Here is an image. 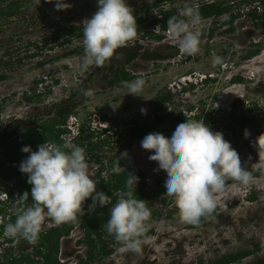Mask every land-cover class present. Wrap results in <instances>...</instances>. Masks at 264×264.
<instances>
[{
    "label": "flooded vegetation",
    "instance_id": "flooded-vegetation-1",
    "mask_svg": "<svg viewBox=\"0 0 264 264\" xmlns=\"http://www.w3.org/2000/svg\"><path fill=\"white\" fill-rule=\"evenodd\" d=\"M158 5L160 4H155V6L149 4L150 9L151 7H158L159 9L154 16L153 13L152 16H148L142 10L134 11L137 19H143L142 26H147L153 20L161 18L164 11L174 10L178 15L185 17L172 3L169 7L162 5L159 7ZM207 5H220L223 8H229V10L220 16L213 14L210 17L200 19V23L196 26L195 30L200 32V44H204L205 47L202 49L203 54L199 61H196L194 54H181L176 40L170 37L167 29L164 30L159 25H152L137 33L142 40L155 41L157 47L151 52L142 45H137L136 48L132 49L125 47L118 50L117 56L122 59L124 66L134 64L138 59L153 62V64L162 63L168 65V68L179 64H192L195 66H198L199 63L201 64L200 67H190L180 77L179 82L174 81L166 90L155 94L150 99L149 108L142 106L141 108L147 109V115L141 114L140 108L137 113L126 118L112 117L106 112L109 106H105L106 104H104L105 107L102 109L104 111L103 114L92 113L81 117V114L76 112L77 105L70 103V100L79 94L73 93L62 103L53 104V109L50 110V112L54 111L52 115L44 112L36 116L35 121L30 127L20 130L11 123L6 126L5 132L1 137L3 140V150L7 149L5 154L9 162L4 165L0 164V166L6 172L11 171L13 173L10 177H4L5 174L3 176L0 174V181L4 182L0 183V264L157 263L154 257V252L156 251L154 248H151L152 245L149 248L147 244H143L139 254L131 251L121 253L117 251L120 245L103 229V225L109 218V209L115 204L121 190L124 189V182L129 173H133L139 177L135 195L137 199L145 200L146 205L151 210V216L148 221L160 218V213L154 206L156 200H159V206L161 207H167L169 204L172 205L171 203H174L173 197L163 194L165 173L158 169L157 162L149 160L148 157L151 152L141 148V140L150 133H161L165 137H171L177 122L180 120H203L210 127L211 131L223 133L224 139L229 141L231 146L237 148L240 142V130L233 124L236 123L235 119L243 115L241 114L242 109L245 110L246 105L249 103L246 96L254 94L255 86L261 83V81L256 82L253 74L251 76H249L250 73L245 75L239 68L241 67V61L250 62L253 57L259 54L260 50H255V46L261 47L262 42L255 40L254 44H250V42L245 40V37L248 36L247 34L254 35L257 31L264 32L263 26L256 25L259 23L258 16L264 13V3L260 0H204L194 4L189 3L187 7L198 9ZM252 13H255L256 17H252ZM232 16H235V19L232 23H228L227 20ZM244 18H248L252 22V32H246L244 39L240 41L236 36H233L232 39L228 40L229 42L221 45V48L217 51L218 54L212 55L214 51L209 50L206 45L214 41L212 37L214 36L215 29L223 28L224 33L234 35L236 21H241ZM185 19L187 20V17ZM208 20H213L211 28H208L205 24ZM146 31L162 38L160 40L152 38L148 34H145ZM62 42L63 39L59 41V43ZM57 46L59 45L57 44ZM163 46L171 49L172 52H167L165 48L163 49ZM240 46L245 49L242 57L239 56V49H237ZM78 50H81V53L75 52ZM126 53L137 54V57L130 63H127L125 60ZM80 54H83V48H77L72 52L65 53L60 58ZM214 57L222 58V62L214 65ZM123 70L129 73L130 76H133L130 81L137 78L144 79L154 76L152 72L133 74L125 70V68L118 67L108 77L107 87L109 91L124 87L123 85H118L116 82V76L121 74ZM119 81H123L121 76L119 77ZM55 83L58 82L56 81ZM236 86H242L245 93L224 100L222 97L225 93H231L232 89ZM81 88L82 86H79L78 90ZM198 90H202L206 94L205 97L197 99L194 102L193 97L196 96L194 92L196 93ZM146 94L147 92L143 91L142 95ZM175 96L182 97L181 104H175ZM60 108L69 109V112L60 114ZM41 115L44 116V120H50H43L42 125L36 126V124L38 125L37 120ZM246 121L249 125L250 118L248 116L246 117ZM18 123L20 124L21 122ZM9 126L10 128L7 129ZM227 126H230L229 131L226 128ZM32 130H36V137L43 136V143L47 141L50 145H63L68 142L81 146L85 150L89 163V172L94 176L92 178L97 181V191H102L108 195L110 201L108 206L103 208L97 207L94 211L88 212L87 209L91 203L89 199L84 204L86 214L82 218H79L75 224L66 223L57 225L47 217L45 210V219L42 223L40 238L35 244H30L21 238H11L3 235V226L7 223H13L16 219L17 198L24 192H28L29 196L31 193V185L27 183V175L19 171L20 162L27 158L26 153L15 158H11L9 153L16 148V145L27 143L29 139L27 133ZM58 131H60V134L58 139H55L54 134ZM19 133L23 134V137L17 138L11 147H7V142H5L7 138L5 137L12 138L15 134L18 136ZM39 141L32 148L33 151L37 150ZM125 152L128 154L127 158L121 160V166L124 169L122 168L119 174L113 173V162L118 159L120 153ZM2 169L0 172L3 171ZM26 204L29 206L32 204L30 197ZM168 217H171V212L168 214ZM155 233L153 228H147L145 235L148 237ZM166 236L169 237L170 235ZM183 248V250L176 249V252L180 256L176 261L172 259L169 264L191 263H183L180 259L187 252L185 246ZM248 251H252V253L240 260H234L229 263L240 264L242 260L253 256L256 250L228 252L222 254L214 261L206 263L200 260L194 262V264H225L224 261H227L228 257ZM172 253L174 254V250ZM122 258L123 262L121 261ZM260 260L263 259H259L258 261Z\"/></svg>",
    "mask_w": 264,
    "mask_h": 264
},
{
    "label": "rangeland",
    "instance_id": "rangeland-1",
    "mask_svg": "<svg viewBox=\"0 0 264 264\" xmlns=\"http://www.w3.org/2000/svg\"><path fill=\"white\" fill-rule=\"evenodd\" d=\"M164 1L128 0V3L134 11L142 10L144 14L152 16L153 13L154 16L159 9L158 7L150 9L149 4L169 7L172 3L180 12L184 13V7H187L189 3L194 4L204 0ZM67 2L71 5L69 9L57 11L54 4L48 3L47 0H22V7L14 17L0 21V41L9 38V47L12 50L11 58L4 59L11 65L0 64V76H4L3 79L0 78L1 165L9 162L5 154L7 149L3 150L1 136L10 123L20 130L30 127L36 116L44 112L52 115L54 111L50 112V110L53 109V104L62 103L73 93L79 94L70 100V103L77 105L76 112L81 114V117L92 113L103 114L102 109L108 105L109 108L106 112L112 117L126 118L137 113L142 106L146 108L150 106V99L155 94L166 90L174 81L179 82L180 77L190 67L201 66L200 63L198 66L179 64L168 68V65L153 64V62L142 59H138L134 64L124 66L122 59L116 56L103 68H89L86 71H81L80 64L84 53L66 58H60V56L77 48H83L82 37L69 36L68 43L61 47L57 46L50 36L71 25H82L96 12L97 0H67ZM160 5L158 6L160 7ZM212 21L205 22L208 28L212 27ZM236 23L234 35L224 33L223 28L215 29L212 37L214 41L206 45L209 50L214 51L212 55L218 54L217 51L221 45L229 42L228 40L233 36H236L240 41L244 39L246 32L253 30V24L248 18L236 21ZM247 35L245 40L250 44H254L256 40L262 42V46H255V50H260L259 54L253 57L250 62L241 61L239 70L245 75L253 74L256 82L261 81V83L255 86L254 94L246 96L249 103L245 110L241 108L243 115L235 119L236 123L233 125L240 130V142L237 148L233 146L232 148L238 152L242 165H246L249 171H252L251 165L258 161V155L251 142H254L259 135L264 134V32L257 31L254 35ZM137 45L144 46L150 52L157 47L155 41L142 40L137 35L136 39L131 41L126 48H136ZM165 46L163 49L165 48L169 53L172 52ZM204 47L205 45L202 43L198 45V52L194 54L196 61L202 58ZM237 49H239V56L242 57L245 49L241 46ZM4 51L3 49L0 52L4 53ZM20 59L22 61L19 62ZM118 67L125 68L133 74L139 72L154 74L152 77L144 78L143 91L147 92L146 95H143L145 98L128 94L125 87L109 91L108 77ZM56 81L58 83H55ZM79 86H82L80 90H78ZM86 91H90L92 95H85ZM243 93L245 92L242 86H236L231 93H225L222 98L225 100ZM194 94L196 96L193 97V101L196 102L197 99L205 97L206 93L198 90ZM27 97H32V101H26ZM181 98L175 96V104H181ZM104 104L106 105L104 106ZM247 116L250 118L249 125L246 121ZM43 120L44 116L41 115L36 126L42 125ZM226 128L229 131L230 126ZM245 130L251 133L247 139L244 137ZM27 134L29 136L27 143L16 145V148L9 153L11 158L25 154L21 151L23 147L34 148L37 141L43 140V136L36 137L34 131ZM20 137H23V134L19 133L18 136L15 134L12 138L5 137L7 138L5 141L7 147H11ZM2 170L0 174L4 175L6 170ZM254 177L255 183L249 187L242 186L230 179L227 180L225 191L215 196L216 210L212 214L202 217L198 225L182 223L174 203L167 207H161L159 200H156L154 206L159 211L160 218L146 222V228H153L156 232L154 235L148 236L149 242L147 243L148 247L152 245L151 248L156 251L154 252L156 264H169L172 259L176 261L180 256L176 249L183 250L184 246L187 252L180 259L183 263L191 262L189 264L200 260L207 263L214 261L224 253L250 249L256 250L255 254L242 260L240 264H253L259 259H264V177H261L259 173H254ZM0 183L4 182L0 181ZM170 212L171 217H168ZM258 247L261 248L260 251H258ZM121 261L123 262V258Z\"/></svg>",
    "mask_w": 264,
    "mask_h": 264
},
{
    "label": "clouds",
    "instance_id": "clouds-1",
    "mask_svg": "<svg viewBox=\"0 0 264 264\" xmlns=\"http://www.w3.org/2000/svg\"><path fill=\"white\" fill-rule=\"evenodd\" d=\"M47 2L53 3L57 11L71 7L67 0ZM183 15L187 20L169 18L167 31L176 40L181 54L193 55L198 52L201 42V34L195 30L201 18L198 10L192 7H186ZM82 26L84 55L81 71L103 68L116 58L118 50L137 37V18L128 0H97L96 12ZM221 62L220 57H214V65ZM121 83L128 94L144 97L143 78ZM85 95L92 93L86 91ZM140 111L147 115V109ZM250 135L248 130L244 131L246 139ZM251 143L258 155V161L251 165L252 171L242 165L238 152L224 139L223 133L211 131L203 120H180L171 137L150 133L141 140L140 146L151 152L149 160L157 162L158 169L165 173L163 194L174 198L180 221L198 225L202 217L216 210L215 196L225 191L227 180L249 187L255 183L254 173L264 177V134ZM21 151L28 155L20 162L19 171L27 175L31 193L29 196L24 192L17 198L16 219L3 226L4 236L35 244L40 238L45 210L47 217L57 225L75 224L86 214L84 204L89 199L88 212L109 205L108 195L97 191V181L89 172V163L81 146L68 142L50 145L46 141L35 151L30 146ZM127 155L126 152L119 154L113 162V173H120L121 160ZM138 182L139 177L129 173L124 189L110 207L109 218L103 225L104 231L120 245L117 251L121 253L139 254L142 245L149 242L145 234L151 210L145 200L136 198ZM29 197L30 206L26 204Z\"/></svg>",
    "mask_w": 264,
    "mask_h": 264
},
{
    "label": "trees",
    "instance_id": "trees-1",
    "mask_svg": "<svg viewBox=\"0 0 264 264\" xmlns=\"http://www.w3.org/2000/svg\"><path fill=\"white\" fill-rule=\"evenodd\" d=\"M260 1L262 3H264V0H260ZM20 7H22V0H0V21L14 17L18 13ZM196 10H198L200 18H204V17H210L213 14L220 16L223 13H227L229 8H223L220 5H218V6L217 5H207V6H202L201 8H198ZM171 17H176L178 19H181V18L185 19V17L178 15L174 10L164 11L162 13L161 18L153 20L151 22V24H149L147 26H145V25L142 26L144 21L142 18H139V19H137V26H140V27L137 28V33L142 31V29L144 30L147 27H150L152 25H159V26H161L162 29L165 30V29H167V21ZM252 17H256V14L252 13ZM234 19H235V16H232L230 19L227 20V22L232 23ZM263 19H264V13L262 15L258 16L259 23H257L256 25L264 27ZM82 29H83L82 25H71L69 28H64L63 30L61 29L59 31L54 32L50 36V39H52L54 41V43H57L59 46H63V45L68 43V41H69L68 37L69 36H75L76 35L78 38L82 37ZM230 31H232V30H230ZM145 34H148L150 37L155 38V39H159V40L162 38L161 36H155L153 33L148 32V31H146ZM61 39H63V42L59 43V41ZM9 43H10L9 38L7 40H1L0 41V51H2L3 49L5 50L4 53L0 52V64H4L5 66L11 65L9 61L7 62L4 60L6 57L11 58V55H12V50H10ZM75 52L81 53V50L80 51L78 50ZM136 57H137V54H129V53L125 54V60L127 63H130ZM20 61H22V59H20L19 62ZM120 76L123 78V81H130L133 78V76H130L129 73H127L123 70L121 74L116 76V78L118 79V80L116 79V82L120 86H122V83H121L122 81H119ZM0 78L3 79L4 76L1 75ZM36 83H38V82H36ZM37 97H40V96H37ZM32 99L33 98H31V97L30 98L27 97L26 101L30 102V101H32ZM68 112H69V109L60 108V114L68 113ZM9 128H10V126L7 129H9ZM32 131H34L35 135H36V130H32ZM59 134H60V131H58V132H56V134H54L55 139H58ZM43 141L44 140H40L39 145L42 144ZM27 155L28 154L26 153V156ZM12 173L13 172H11V171L10 172L7 171L5 173L4 177H10V175H12ZM1 176H3V175H1ZM257 249L260 250L261 248L258 247ZM251 253H252V251H248L246 253H240V254H237L234 256L232 255V256L228 257L227 261H224V263L229 264L231 261L240 260L241 258H243L246 255H249ZM256 264H264V259L258 261Z\"/></svg>",
    "mask_w": 264,
    "mask_h": 264
}]
</instances>
